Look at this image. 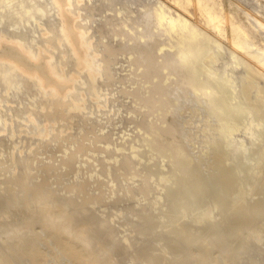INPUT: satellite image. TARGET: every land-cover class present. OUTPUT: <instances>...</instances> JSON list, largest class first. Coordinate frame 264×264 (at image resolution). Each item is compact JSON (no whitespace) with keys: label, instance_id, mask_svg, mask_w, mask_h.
<instances>
[{"label":"rangeland","instance_id":"obj_1","mask_svg":"<svg viewBox=\"0 0 264 264\" xmlns=\"http://www.w3.org/2000/svg\"><path fill=\"white\" fill-rule=\"evenodd\" d=\"M9 2L0 0V35L40 50L71 88L52 94L18 70L4 79L10 64L0 59V193H20L15 205L0 198V264H244L223 250L238 252L264 221V0H71L89 67H79L64 38L55 0ZM160 9L197 32L183 67L159 68L179 52L183 31L190 35L156 27ZM111 23L120 24L108 37ZM131 26L156 33L142 42ZM250 64L263 75L249 76ZM226 66L208 86L223 87L211 101L200 85ZM47 210L64 220L49 225Z\"/></svg>","mask_w":264,"mask_h":264},{"label":"bare ground","instance_id":"obj_2","mask_svg":"<svg viewBox=\"0 0 264 264\" xmlns=\"http://www.w3.org/2000/svg\"><path fill=\"white\" fill-rule=\"evenodd\" d=\"M30 1L32 3L34 0H30ZM55 1L58 4V7H59V10H60V13H61L63 22H64L63 23V27H62L63 36L69 42L70 47H71L74 55L77 58L79 67H89V66H91V64H92V58L90 57V54L88 52V44H87V42L85 40L86 31L82 30V28L80 29L79 27H77L76 24H75V22L72 21L73 19L70 16L71 11H70L68 5H69V3H70L71 0H55ZM11 3H12V0H10L9 4H11ZM30 6H32V5H30ZM150 6H149V8H150ZM46 8H47V3L45 1H43L38 6V10L41 13H43ZM147 8H146V10H148ZM30 10H31V7H29L27 9L26 13H29ZM146 14H147V16L145 15L146 17H148V16L150 17L149 12H147ZM146 19H148V18H146ZM139 22H140V20H139ZM119 24H114V25L112 24L113 26H111V28H110V34L108 33V37H113V36L116 35V29L119 26ZM127 24L129 25V22ZM151 24H148V25H151ZM133 26H134V24H133ZM162 26H165L164 31H163L165 34L166 33H169L170 34L173 30H176V29H179V28L182 29V30H184V29L189 30V25H188L187 20L185 18H182L180 16L174 17L172 15H167L163 10L161 11V9H160L157 12V24H156V27H159L160 28ZM148 27H150V26H148ZM140 28H142V27H140ZM149 29H152V28H149ZM127 30L129 32H131L132 34H134L136 37H138L142 42L143 41L148 42L150 39L152 40L153 34L156 33L153 30H151L150 32L147 31L145 33L144 32H139L137 29L132 28V26H131V29L129 28ZM156 30L158 31V29H156ZM159 31H158V33H159ZM161 31H162V29H161ZM189 32H190V35H188V33L186 34V32L183 31L184 34L181 35L179 42H177V44L180 45L178 47L179 48V52L176 55H174V53L168 52L165 62L159 68L167 69V68L172 67V66L183 67V66H185L189 62L190 58H192L193 55H192V50L188 47L186 40L188 38L190 39L191 37L192 38H195L197 36V32L193 31L192 29H190ZM158 33L156 34V36H158ZM159 36H161V35H159ZM122 39L126 40V42L128 40H130L129 36L126 33L124 34V36L122 37ZM168 39H169V37H168ZM132 40L134 41V39H132ZM133 41H132V43H133ZM126 42H124V43H126ZM124 45L125 44H123V46ZM216 45L219 46V43H217ZM130 46H132V45H130ZM148 46H149V44H148ZM125 48H126V46H125ZM162 48H163V46L159 47V50H161ZM133 49H135V48H133ZM165 53H167V52H165ZM169 53H171V54H169ZM41 54L42 53H41L40 50H38L37 52L36 51L29 50V48L25 45V43H23L18 38H14V39H11V40H6L2 35H0V59H6V60L9 61V64H10V67L5 68V69L2 70L1 77L4 78V79H9V77L11 75V72L13 70H18V71H21V72L25 73L30 78L37 80L38 83L44 89L48 90L52 94L66 93L71 88V84H70V80L71 79L66 75V73L62 70V68H59L58 66L54 65L50 61V58H48V57H40ZM161 57H163V55ZM233 57L236 58V54L235 53H233ZM215 58H217V57H215ZM35 60H39V61L34 62ZM143 61L145 62V64L148 67H151V65H152V62H151L152 61V57L151 56L146 55V57L144 58ZM258 61L260 62L259 63L260 65L264 66V61L263 60L260 59ZM231 63H233V58L231 60ZM159 68L153 69V72H152L153 75H156L157 74ZM226 68H227V66L224 67L221 70H215V71H213L211 74H209L207 76L206 84L205 85L204 84L200 85L204 89V91H205L204 93L207 94V96L209 97V100H211V101H212V97L214 96V94L217 93V92H221V90H222L223 87H219L217 90H208V86L214 80V78L218 74L224 72L226 70ZM174 70H176V69H174ZM93 74L94 75L96 74V70H93ZM262 75L263 74L261 73V70L260 71L259 70H256V68L253 65L250 64L249 76H253V77L257 78V77H260ZM235 79H236V77H235ZM193 82L194 81L192 80V77L191 78H188L187 83H189L190 86L193 84ZM261 91L264 92V88H262ZM231 114L232 113L229 110L228 113H227V116L228 117H227V121L226 122H229L230 121ZM149 125H151V124H149ZM218 127H220V126H218ZM155 129H154V131H155ZM154 131H153V134H154ZM260 135H261V130H256V132L254 133V137H255L254 139H258ZM169 138H171V137H169ZM171 145H172V143H171ZM244 149H245V147L243 146V144H241L236 149V152H241ZM182 152H184V151H182ZM182 152L180 151V154ZM180 154L178 153V155H180ZM217 158H218L219 163L216 161L217 162L216 164H220V166H219L220 169L218 170V171H220L222 169L221 165L223 164V161L224 160H223V157L221 155H218ZM257 158H258V161H260L259 163H262L263 162V156H262L261 153L257 156ZM186 169L190 170L189 168H186ZM239 171H240V169H239ZM203 172H204V170H203ZM253 175H255V177L257 176L256 174H253ZM205 177H202L201 183L204 181V178ZM239 188H240L239 186H236V189L238 191H239ZM253 188H254L253 181L251 180L250 193L253 191ZM199 197H200V193L198 192V194L197 193L195 194L193 200H195V199H197ZM0 198H2L3 205H15V204H17L20 201V193H17V194H14V195H9L8 192L7 193H3V194L0 193ZM33 201H34V203H38L39 202V199H35ZM220 205H222V198L221 197H218L217 200H216V206H220ZM188 208H189L188 205L187 206L186 205L183 206L182 207V214H184L185 212H187ZM247 215H246V217H247ZM64 216H65V213L63 211H61V213L59 215H52L51 212L49 210H47L46 214L44 215V218L47 220V222L49 223V225H52L53 226V225L58 224L62 220V218ZM102 223H105V221L102 222ZM63 227H64V225H63ZM65 227H67V226H65ZM142 229H144V228H142ZM3 230H5V229H3ZM74 231H75V229H74ZM239 231H240V228L235 229L234 235L237 234V233H239ZM7 233H9V232H6V234ZM79 234H81V233L79 232ZM247 235H248V239L238 249V252H236L233 247H231V248L230 247H227V248H225L223 250V255H225V253H228V252H230L229 255L233 253L232 255H233L234 258L237 255H243V257L245 258L244 264H249V259L253 255L258 260L257 261V264H264V243H263L264 240L261 239L260 243L257 246H254V248L251 246V240L255 236H258V235L259 236L260 235H263L264 236V221L261 222V224L256 225L255 228L250 229L247 232ZM213 238H215V240H221L223 238L222 232L221 231L219 232V230L216 229L215 230V233L213 235ZM84 241L85 240H83V242ZM85 242L87 244L88 241H85ZM89 243H90V241H89ZM87 245L89 246V244H87ZM12 263H14V262H12Z\"/></svg>","mask_w":264,"mask_h":264}]
</instances>
